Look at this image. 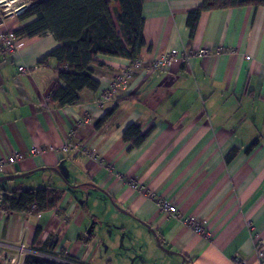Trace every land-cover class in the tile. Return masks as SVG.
<instances>
[{
  "label": "crops",
  "instance_id": "obj_1",
  "mask_svg": "<svg viewBox=\"0 0 264 264\" xmlns=\"http://www.w3.org/2000/svg\"><path fill=\"white\" fill-rule=\"evenodd\" d=\"M32 2L14 0L7 13L0 7V33L34 21L19 18ZM201 2L143 0L138 60L170 51L208 55L137 69L108 99L129 59L96 56L90 68L98 89L83 88L76 104L60 106L52 99L55 60L39 63L58 46L54 36L20 37L14 52L0 44V159L21 155L0 179L29 173L0 186L60 190L57 206L38 214L0 209V264H24L21 245L77 264H132L133 256L136 264H234V256L264 264V6L203 11L190 36L188 12ZM109 11L119 32L112 5ZM132 124L146 134L137 146L123 139ZM33 147L41 153L31 154ZM160 201L182 218L161 211ZM121 216L156 242L149 262L129 254L135 241ZM186 217L208 236L187 227Z\"/></svg>",
  "mask_w": 264,
  "mask_h": 264
},
{
  "label": "trees",
  "instance_id": "obj_2",
  "mask_svg": "<svg viewBox=\"0 0 264 264\" xmlns=\"http://www.w3.org/2000/svg\"><path fill=\"white\" fill-rule=\"evenodd\" d=\"M110 5L116 14L119 32L114 26ZM142 6L143 0H33L19 18L25 20L34 16L35 20L21 26L13 34L20 38L50 32L54 36L58 46L39 63L47 66L49 59L55 60L56 79L52 99L60 106L73 105L83 88L96 91L99 87V83L91 77L90 68L96 62V56H115L130 61L139 59L145 45ZM246 6H264V0H202L197 8L188 12L190 36L194 34L201 12ZM145 136L133 124L123 132V139L131 142V146L139 145ZM235 152L232 150L226 160H231ZM59 199L60 190L50 184L32 189L21 186L3 189L0 186V209L6 215L21 212L38 214L55 208ZM24 264L60 263L27 255Z\"/></svg>",
  "mask_w": 264,
  "mask_h": 264
},
{
  "label": "built area",
  "instance_id": "obj_3",
  "mask_svg": "<svg viewBox=\"0 0 264 264\" xmlns=\"http://www.w3.org/2000/svg\"><path fill=\"white\" fill-rule=\"evenodd\" d=\"M22 6L23 4L21 5V7ZM0 7L1 8L4 7V9H2L4 13H7L10 11L4 5V1L2 0H0ZM0 44L3 47V49H5L8 52L17 51L23 46V43L20 40V38L16 37L12 32L0 33ZM206 54H208V51L206 49L200 50L192 55L188 53L180 54V53H177L176 51H170V52L160 55L158 58H155V59H152L146 62L136 59L131 62L130 67H126L122 72H117L114 74V77L110 84L111 88L109 92L103 95V97L105 99H108L112 97L113 95H115L119 87L124 86L127 81L132 79L133 73L137 69H146L147 71L161 70V69L166 68L167 65L175 59H179L182 62L189 63L190 59L194 57L195 55L202 57V56H205ZM249 58H250L249 56H246V59H249ZM18 69L20 72H24L26 70L23 66H19ZM67 148L68 147L66 145L64 147V150L66 151ZM41 151H42L41 149L37 147H33L31 149V154L39 155ZM81 151L86 153L85 148H82ZM20 159H21V155H19L18 153H14L10 156H7L6 158H1L0 159V172H3L6 166L12 165ZM131 185L133 187L137 186L134 182H132ZM33 208H34V205H33ZM159 208L161 209V211H164L167 214H171L176 217L182 218L178 211L177 206L172 205L169 202L160 201ZM182 220L184 221V224L187 227H189L191 230H193L197 235H201L203 237L208 236V233L206 232L204 227L201 224H199L193 217H186V218H183ZM248 225H250V221H248ZM20 247L24 248L25 245H21ZM27 251L28 253H26V255L28 254V255L37 256V257L44 258L50 261H54L60 264H77L75 261L66 257L65 255L62 256V255H55V254H51L47 252L35 251L34 249H31V248H27ZM259 255L262 256V253L260 252ZM233 262L234 264H246V262L238 256L234 257Z\"/></svg>",
  "mask_w": 264,
  "mask_h": 264
},
{
  "label": "rangeland",
  "instance_id": "obj_4",
  "mask_svg": "<svg viewBox=\"0 0 264 264\" xmlns=\"http://www.w3.org/2000/svg\"><path fill=\"white\" fill-rule=\"evenodd\" d=\"M182 54H185V53H182ZM182 56V55H181ZM25 179L24 178V176L23 177H20L19 179ZM22 179V180H23ZM21 180V181H22ZM23 181H25V180H23ZM88 199H90V198H88ZM89 203H91V201L89 202ZM92 204V203H91ZM121 219L122 220H118L117 222L119 223V224H122V225H125V229H126V233H127V236L129 235V236H131V237H129L128 236V238H133V240L135 241V243H133V245H135V248L134 249H132V250H130V252H129V254L130 255H132V254H134V255H138V256H140L142 259H143V256L145 257L144 259H146L147 261H148V256L149 255H151L150 253L151 252H149V250H148V246L150 247V246H152V245H154L155 247L157 246V244H156V242H154V241H152V242H149V238H151V236L145 231V232H139L138 230H137V228H136V226H138V223L137 222H135L133 219H131V218H126V221H125V219L123 218V216H121ZM137 224V225H136ZM139 229V228H138ZM109 233V232H108ZM110 233L113 235V236H115V231L114 230H111L110 231ZM146 233V234H145ZM101 236V235H100ZM103 239V238H102ZM104 239H105V236H104ZM110 240V239H109ZM141 245H142V247H141ZM137 247H139L138 249H137ZM146 247V248H145ZM27 248L28 247H24V248H21V247H19L18 248V250H19V253H18V255H19V258L20 259H23L24 260V258L26 257L24 254H26V253H28V251H27ZM108 248L110 249V251H111V248H112V245H110V244H108ZM143 248H145V251L143 250ZM20 251H21V253H20ZM23 251V252H22ZM111 253H112V251H111ZM262 253V252H261ZM113 254V253H112ZM115 256V255H114ZM262 256H263V253H262ZM235 257V256H234ZM234 257H233V259H234ZM111 258H112V255H111ZM139 259V257H131V260H132V264H136V260H138ZM149 262V261H148ZM16 263H17V261H16ZM116 263H119V264H128V262H127V260H125V259H122V260H120V261H116ZM150 263H152V262H150ZM146 264H149V263H147L146 262ZM158 264H163V263H158Z\"/></svg>",
  "mask_w": 264,
  "mask_h": 264
},
{
  "label": "water",
  "instance_id": "obj_5",
  "mask_svg": "<svg viewBox=\"0 0 264 264\" xmlns=\"http://www.w3.org/2000/svg\"><path fill=\"white\" fill-rule=\"evenodd\" d=\"M26 174H29V173L18 174V175H15V176H13V177H1L0 180L11 179V178H13V179H15V178H20V177L25 176Z\"/></svg>",
  "mask_w": 264,
  "mask_h": 264
},
{
  "label": "bare ground",
  "instance_id": "obj_6",
  "mask_svg": "<svg viewBox=\"0 0 264 264\" xmlns=\"http://www.w3.org/2000/svg\"><path fill=\"white\" fill-rule=\"evenodd\" d=\"M2 1H4V5L7 7V8H12V2L14 1V0H2ZM208 54H206L205 56H207Z\"/></svg>",
  "mask_w": 264,
  "mask_h": 264
}]
</instances>
